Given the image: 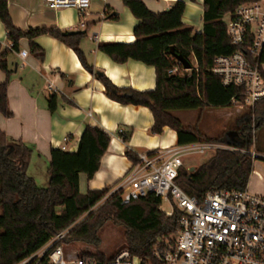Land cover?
<instances>
[{
	"label": "trees",
	"instance_id": "trees-1",
	"mask_svg": "<svg viewBox=\"0 0 264 264\" xmlns=\"http://www.w3.org/2000/svg\"><path fill=\"white\" fill-rule=\"evenodd\" d=\"M122 1L138 20L133 28L135 41L102 43L98 45L99 49L117 63L131 59L152 66L156 85L152 90L141 92L128 87L118 88L101 72H96L95 76L104 85L105 95L122 105L147 107L153 116L151 132L158 135L167 126L176 132L178 145L212 141L245 150L256 146L258 131L264 128V98L236 116L235 130H232L237 133L235 142L227 140L225 134L221 138H209L199 124L202 114L210 107H234L231 99L240 92V88L223 86L220 78L211 72V67L214 57L228 55L238 49L245 50L230 42L224 18L238 5L256 0H203L201 32L183 24L185 0H177L168 10L155 13L146 7L143 0ZM109 11L106 6L105 14H110ZM0 21L11 50H18L19 41L27 38L31 53L41 60L44 50L34 39L48 34L72 47L80 62L89 71L93 69L78 47L81 35L64 36V32L47 27L23 32L12 22L8 0H0ZM10 49L3 48L0 43V70L7 77L10 75L7 65ZM170 49L186 60L192 55L196 65H191L189 70L180 67L177 73H169L178 64L168 53ZM259 60L264 64V46ZM7 84V80L0 82V113L9 118L12 114L6 98ZM56 99L55 94L50 95V112L56 107ZM237 99L242 100L240 96ZM190 110L198 111L197 119L191 125H183L172 114ZM130 135L131 130L118 132L123 143L129 140ZM77 144L75 152L51 149L46 168L48 183L40 187L27 174L32 149L20 140H9L0 129V264H18L25 260H28L26 264H50L52 249L70 243L93 247L94 253L84 251L81 254L103 261L108 257L99 249L102 244L100 231L106 223L122 228L124 247L121 250H128L145 261L153 258V250L162 240H174L179 229L180 212L175 209L171 217L167 216L160 207V198L153 194L123 205L122 192H112V186L80 192L79 176L84 174L88 180L94 177L100 167V159L109 147V135L101 127L86 125ZM124 155L132 164L139 161L137 154L128 148ZM254 161L241 151L219 148L192 171L191 168L180 167L176 183L186 194L199 199L215 189L242 191L248 184ZM64 231L66 233L60 241L40 257L34 256Z\"/></svg>",
	"mask_w": 264,
	"mask_h": 264
},
{
	"label": "crops",
	"instance_id": "crops-1",
	"mask_svg": "<svg viewBox=\"0 0 264 264\" xmlns=\"http://www.w3.org/2000/svg\"><path fill=\"white\" fill-rule=\"evenodd\" d=\"M143 1L155 13L168 10L177 0ZM202 5L203 0H185L182 22L196 32L203 29ZM106 6L110 8L108 15L105 14ZM8 11L14 26L23 32L41 27L62 32L80 31L73 37L81 35L78 47L86 63L93 67L89 71L72 47L42 34L34 39L44 50L41 60L31 53L25 38L19 41L18 50L10 49L7 58L10 75L7 77L0 70V82L8 81L6 98L12 114L7 118L0 113V129L9 140H20L32 149L27 174L35 179L38 186L45 187L48 183L46 168L51 149L60 148L67 138L65 145L75 152L86 125H96L105 130L110 144L100 159V167L94 177L88 180L84 174L79 176L82 193L104 187L117 188L132 166L124 155L127 148L139 155L178 145L176 132L167 126L158 135L151 132L153 116L147 107L122 105L108 98L103 83L95 76L96 72H101L118 88L128 87L139 92L155 88L156 77L152 66L131 59L117 63L99 49L98 45L102 43L135 41L133 28L138 20L122 0H91L83 16L77 14L74 8L51 10L44 0H8ZM0 43L7 49L11 44L1 21ZM22 51L27 52L24 60L20 57ZM50 83L58 90L55 93L56 107L52 112L48 110V100L52 95L47 89ZM120 130H131L126 143L118 136ZM36 177L41 178L40 182ZM46 247L34 256L40 257ZM66 247H63L64 255L71 258L70 253L66 254Z\"/></svg>",
	"mask_w": 264,
	"mask_h": 264
},
{
	"label": "built area",
	"instance_id": "built-area-1",
	"mask_svg": "<svg viewBox=\"0 0 264 264\" xmlns=\"http://www.w3.org/2000/svg\"><path fill=\"white\" fill-rule=\"evenodd\" d=\"M44 2L51 10L74 8L77 14L83 16L91 0ZM224 21L230 42L245 50L238 49L231 54L214 57L211 72L220 78L223 86L240 88V92L231 99V104L243 109L264 98V64L259 60L264 46V0L238 5ZM26 54L25 51L20 52L22 60ZM177 62L169 73H177L180 67L183 68ZM47 89L51 94L58 93L52 83L47 85ZM239 96L242 100L237 99ZM67 140L65 138L60 149L70 151L65 145ZM219 148L241 151L253 160L261 158L254 147L245 150L212 141L175 145L151 152V155H137L139 161L132 164L113 190L122 192L123 205L153 194L169 202L171 209L164 211L167 216L171 217L175 209L180 212L179 229L174 240H162L156 245L152 259L145 261L125 249L107 256L103 261L88 254L68 258L64 255V246L58 245L49 254L50 264H264V193H251L247 184L242 191L210 190L199 199L186 194L176 183L184 157L211 153ZM251 172V175L257 174L255 170ZM65 233L57 234L46 250L60 241ZM27 262L25 260L22 264Z\"/></svg>",
	"mask_w": 264,
	"mask_h": 264
},
{
	"label": "rangeland",
	"instance_id": "rangeland-1",
	"mask_svg": "<svg viewBox=\"0 0 264 264\" xmlns=\"http://www.w3.org/2000/svg\"><path fill=\"white\" fill-rule=\"evenodd\" d=\"M187 60H189L191 65H196V61L194 60L192 55H189ZM245 108L246 107H244L243 109H238L237 107H210L206 109V111L202 114V118L199 122L200 128L202 132L209 138H221L227 131L235 130V118L239 114V112H242ZM174 114L180 119L183 125H191L196 121L198 111H176L174 112ZM254 151L258 153L261 158H257L254 161L253 169L255 171H259L261 177H259L258 175H251L248 182V188L251 193H264V128L258 131ZM213 153L214 152H208L207 154L203 155L193 154L192 156H186L183 159V166L187 169L198 166L200 163L207 160ZM41 169L43 168L41 167ZM38 171H40V167L38 168ZM40 179L41 178H38L37 180H39L40 182ZM113 190L114 189L111 188V191ZM160 207L163 211L171 209L169 202L164 199L161 200ZM100 236L102 244L99 249L106 256L112 255L113 253L121 250L124 247L123 230L119 226H116L114 224L112 225L111 223H106L100 231ZM66 246V254L70 253L71 257L75 256L76 254L80 255L84 251L92 253L95 252L93 247L83 243H70Z\"/></svg>",
	"mask_w": 264,
	"mask_h": 264
},
{
	"label": "water",
	"instance_id": "water-1",
	"mask_svg": "<svg viewBox=\"0 0 264 264\" xmlns=\"http://www.w3.org/2000/svg\"><path fill=\"white\" fill-rule=\"evenodd\" d=\"M81 33L80 31H69V32H64V36H73L74 34ZM83 33V32H82ZM169 54L173 55L175 60L179 61L183 67L184 70H189L191 68V63L186 60L182 55L176 54L173 52V49H170L168 52ZM237 136V133L235 131H228L225 133V138L227 140H230L231 142H235V137ZM193 170V167L191 168V171ZM100 264V263H97Z\"/></svg>",
	"mask_w": 264,
	"mask_h": 264
},
{
	"label": "bare ground",
	"instance_id": "bare-ground-1",
	"mask_svg": "<svg viewBox=\"0 0 264 264\" xmlns=\"http://www.w3.org/2000/svg\"><path fill=\"white\" fill-rule=\"evenodd\" d=\"M257 175L259 176V172H258V171H257V174H256V176H257Z\"/></svg>",
	"mask_w": 264,
	"mask_h": 264
},
{
	"label": "flooded vegetation",
	"instance_id": "flooded-vegetation-1",
	"mask_svg": "<svg viewBox=\"0 0 264 264\" xmlns=\"http://www.w3.org/2000/svg\"><path fill=\"white\" fill-rule=\"evenodd\" d=\"M228 132V131H227Z\"/></svg>",
	"mask_w": 264,
	"mask_h": 264
}]
</instances>
